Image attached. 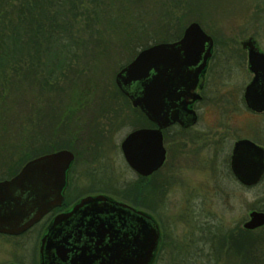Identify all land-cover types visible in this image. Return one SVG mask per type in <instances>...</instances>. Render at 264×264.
Returning <instances> with one entry per match:
<instances>
[{"label":"rangeland","instance_id":"obj_1","mask_svg":"<svg viewBox=\"0 0 264 264\" xmlns=\"http://www.w3.org/2000/svg\"><path fill=\"white\" fill-rule=\"evenodd\" d=\"M132 1L133 6L128 7L132 15H127L120 29H114L109 22L116 15L118 0H76V11L73 9L76 20L74 27L71 26L73 48L64 55L62 60L67 65L57 71L54 84L50 81V71L42 65L50 62L47 52L40 53V60L34 59L31 80L22 81L20 76L12 84L18 74L16 68L11 84L0 81V179L19 171L39 154L59 151L64 144L68 145L66 139L69 140L73 129L68 115L80 113L85 122L92 115L101 118L100 113L113 114L110 118L114 119L115 114L119 122L110 133L104 158L92 161L88 169H94L113 186L116 200L131 205L138 200L142 204L138 196L140 188H133L139 187L140 182L126 166L119 150L121 140L134 129L128 103L115 89L120 67L145 49H140L142 45L167 43L163 40L168 26L173 33L196 22L214 39L218 51L226 44L233 48L242 23L264 5V0ZM128 21L132 25L125 28ZM137 27L145 33L141 38ZM197 110L198 122L191 131L178 134L166 143L167 160L161 173L163 202L159 208L166 242L159 264H206L207 247L200 243L207 226L214 232L230 229L245 219L250 209L264 208V184L241 190L224 173L222 165L229 146L241 132V122L235 117V105L230 106V112L226 110L219 68L209 72L204 100ZM86 141L71 143L81 163L89 162L92 155L85 151ZM149 184L156 187V181ZM151 213L159 220L156 208ZM192 237L194 241L190 243ZM20 241L28 242L29 237ZM250 242V248L245 244L242 264H264V239ZM219 257L227 264L230 261L235 264V254L228 256L223 251ZM214 258H218L216 254Z\"/></svg>","mask_w":264,"mask_h":264},{"label":"water","instance_id":"obj_2","mask_svg":"<svg viewBox=\"0 0 264 264\" xmlns=\"http://www.w3.org/2000/svg\"><path fill=\"white\" fill-rule=\"evenodd\" d=\"M212 47V38L192 22L179 40L141 50L117 72L116 87L157 126L134 131L121 144L125 161L139 175L147 176L164 163L162 130L197 122L190 106L200 99L195 90ZM249 149L248 142H238L232 157L235 176L245 181L264 172L263 160L257 166L244 159ZM72 161V153L66 150L45 154L28 161L10 180L1 181L0 233L21 234L59 205ZM263 224L264 214L254 213L246 228ZM158 242L159 231L151 217L97 196L83 199L70 213L55 219L42 239L41 260L50 264L55 255L61 264L62 259L66 264H151Z\"/></svg>","mask_w":264,"mask_h":264},{"label":"flooded vegetation","instance_id":"obj_3","mask_svg":"<svg viewBox=\"0 0 264 264\" xmlns=\"http://www.w3.org/2000/svg\"><path fill=\"white\" fill-rule=\"evenodd\" d=\"M212 40L213 47L211 58L208 60L206 70L201 75L199 84L195 90L200 96V99L193 102L190 108L195 111L198 122L197 105L204 100L206 78L209 72H213V70L219 68L222 74L223 96L226 110L230 112V106L235 105L237 108L235 117L241 122L239 127L241 132L232 145L229 146V153L226 154L225 163L222 165L224 173L226 179L239 189H255L264 184V172L259 178H249L245 181L244 178L235 176L232 170V157L238 142H248L250 144V149L246 154H243L244 159L251 165L257 164V166H259L258 164L263 160L264 165V5L258 10H255L249 19L242 23L240 34L235 41L236 48H231L230 44H226L224 49L218 51L213 38ZM119 92L125 97L122 98L128 103L131 111V120L133 118L134 122V129L129 131L121 140L119 143V150L126 166L135 174L136 180L140 182L139 187L133 186V188L134 190L140 188L141 193H138V196L141 198L140 202H142V204H139L137 202L138 200H135L136 204L132 205L116 200L113 186L103 180L102 175L99 173L97 174L94 169L91 171L88 169L92 161H100L104 158L103 154L106 153V149L110 143L109 136L115 131V124L119 122V120L116 119L117 116L114 114V119H111L110 117H113V114L100 113L98 116L101 115L103 117L97 118L92 115L91 119L84 122L83 115L80 113L68 115V118L71 117L69 119L70 128L73 129H71V136L68 137L69 140L66 139L68 145L64 144L61 150L72 153L73 161L66 172V180L61 193L62 199L60 204L49 210L37 223L21 234L7 235L0 233V264H42V239L53 225L55 219L61 215L70 213L83 199L95 198L97 196H104L112 201L126 204L136 211H140L146 216L151 217L156 223L159 231L158 247L151 264H159L160 261H162L161 257L164 253V244L166 241L163 219L159 208L163 202L164 179L162 178L164 177L161 173L167 160L166 143L171 142L178 134L189 133L197 122L191 127H181L179 124H174L162 130V143L166 151L165 161L156 171L147 176H141L132 170L125 161L121 150V144L125 138L134 131L141 129H157V126L153 124L139 108H134L130 100L120 90ZM78 141H84L83 143L86 141L85 151L87 153L89 150V153H92L91 159L87 163H81V161H79V156L75 151V147L71 146V143L77 144ZM54 152L57 151H51L50 153ZM43 155L45 154L41 156ZM96 156H98L97 159H95ZM38 157H40V155L35 158ZM21 169L22 167L19 171L13 172L11 176L0 179V182L10 180L16 176ZM100 178L102 181H100ZM81 181L83 182L81 183ZM152 181H156V187L150 186L149 183ZM154 208H156V212L160 217L159 220L151 213L154 211ZM254 213L264 214V208L250 209L247 213V217L242 219L241 222L233 225L230 229H220L214 232L205 224L207 226L206 233L203 232V242L200 244H204L207 247L206 264H227L219 257L223 251L227 252L228 256L235 254V264L243 263L244 251L246 249L245 244H248L247 248H250V243H252L250 242L251 239H255L256 241L264 239V232H262L264 231V224L254 229L246 228V224L251 221V215ZM38 233L39 235H37ZM26 237H29L28 242L20 241V239H25ZM193 241L194 238L192 237L190 243ZM218 246L221 248H218L217 253L216 249ZM208 248L210 249L209 253ZM219 250H221L220 253ZM215 254L218 257L216 258L217 260L214 258ZM52 255L53 253H51V256ZM64 261L65 260L62 259L63 264H66ZM50 264L61 263L54 255V259L51 258ZM228 264H234V262L230 261Z\"/></svg>","mask_w":264,"mask_h":264},{"label":"trees","instance_id":"obj_4","mask_svg":"<svg viewBox=\"0 0 264 264\" xmlns=\"http://www.w3.org/2000/svg\"><path fill=\"white\" fill-rule=\"evenodd\" d=\"M75 2L76 0H0V68L3 65L8 67L3 66L0 71L2 83L11 84L13 82L11 75L15 73L16 68L18 74L16 81L12 84H16L20 76L22 81L31 80L30 74H34L33 61L34 59L40 60L41 52H47L50 55V62L42 63V65L50 71L52 84L57 82L58 78H55L57 71L67 65L62 59L64 55L72 51L74 44L71 29L76 20ZM118 2L116 15H113L109 22V26L114 29H120L127 15H132V12L128 11L130 9L128 7L133 6L132 0H118ZM131 25L128 21L125 28ZM138 27L141 38L145 33ZM170 28V26L166 28L167 37L163 42H175L183 34V27L179 31L175 29L173 33H170L172 30ZM148 47L150 45L146 43L140 49ZM21 57H24L25 61L21 60ZM115 89L119 96L124 97L116 86Z\"/></svg>","mask_w":264,"mask_h":264}]
</instances>
